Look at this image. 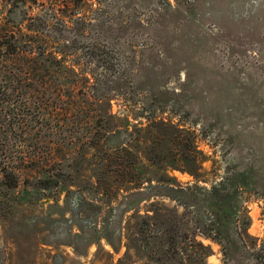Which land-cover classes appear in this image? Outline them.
<instances>
[{"label":"rangeland","instance_id":"obj_1","mask_svg":"<svg viewBox=\"0 0 264 264\" xmlns=\"http://www.w3.org/2000/svg\"><path fill=\"white\" fill-rule=\"evenodd\" d=\"M18 3L2 31L87 77L89 138L0 174V264H264V0ZM25 104L9 156L47 152Z\"/></svg>","mask_w":264,"mask_h":264},{"label":"trees","instance_id":"obj_2","mask_svg":"<svg viewBox=\"0 0 264 264\" xmlns=\"http://www.w3.org/2000/svg\"><path fill=\"white\" fill-rule=\"evenodd\" d=\"M7 1H11L10 5L14 7L20 4L19 0ZM10 11L11 9L8 12ZM4 26L0 27V153L3 151L0 154V174L7 188L15 189L19 183L18 173L21 171L19 166L28 162L41 163L45 159L46 161L49 159L50 163L52 160L53 163L59 164L62 157L57 156V152L67 153L65 151L70 149L75 138H89L87 132L79 135L72 133L70 136L63 135L69 127L73 113L76 112L74 117L83 115L85 108L77 105L74 98L87 95L88 79L69 67L65 59H58L57 52L49 51L46 41L38 43L34 39L33 43L36 42L37 45H33L32 41L21 42L15 34L9 35L8 31H2ZM29 100L36 102L35 116L40 120L35 124L41 127L40 131L44 133L45 138L37 143L44 145L48 141L47 152L45 154L43 152L42 155L35 153L29 157L26 153L20 157L9 156L4 152L5 149L11 145L16 146L17 142L21 143L25 136L23 129L25 115L31 113L25 103ZM47 133L50 134L49 136L56 134L58 138L46 139ZM32 140L36 141L33 137ZM55 148L59 149L55 150ZM165 188L177 195L186 194L183 189ZM214 191L219 193L217 188ZM172 198L184 204L181 196ZM215 222L212 220L211 224ZM214 230H217V235L213 237L211 233L205 235L221 243L220 236L223 233L217 227ZM108 242L116 249L112 242ZM202 247L205 250L204 257H208L209 249Z\"/></svg>","mask_w":264,"mask_h":264}]
</instances>
